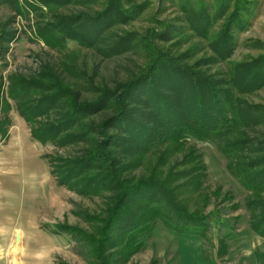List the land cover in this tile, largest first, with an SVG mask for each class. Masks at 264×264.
Listing matches in <instances>:
<instances>
[{"label":"rangeland","instance_id":"1","mask_svg":"<svg viewBox=\"0 0 264 264\" xmlns=\"http://www.w3.org/2000/svg\"><path fill=\"white\" fill-rule=\"evenodd\" d=\"M110 5L96 40L79 43ZM156 52L208 84L199 99L214 88L228 103L221 134L173 140L154 119L136 141L128 120L112 121ZM184 82L186 104L195 90ZM150 86L126 97L131 109L150 107ZM55 94L50 111L22 116ZM53 126L44 141L33 135ZM143 182L193 214L167 215L198 236L146 222L157 189ZM128 184L135 194L115 216ZM0 264H264V0H0Z\"/></svg>","mask_w":264,"mask_h":264},{"label":"trees","instance_id":"2","mask_svg":"<svg viewBox=\"0 0 264 264\" xmlns=\"http://www.w3.org/2000/svg\"><path fill=\"white\" fill-rule=\"evenodd\" d=\"M113 4V3H112ZM113 6H109V12L107 15H102L101 17H96L93 18L92 20H90L87 25L85 26V32L84 35L85 37H79V43H84V39L86 37H90V40H96V34H98L99 32L102 31V28L100 27L101 23H105V22H109L106 20H110L111 14L113 15ZM103 27V26H102ZM68 36V33L66 35H64L63 37H60V39L63 41H65V37L67 40V37L69 38H76V35H72ZM158 52H156V55L154 53V58L155 60L153 61V64L147 69L145 70L144 73H142L140 76L136 77L134 80L130 81V83H128L124 89L122 90V93L119 94L116 98L115 101V105H116V109H115V114L112 117V121H117V122H122V120H125L130 125H133L132 129L130 128V132L132 133V131H134L135 135L133 136L132 134V138L135 139L136 141H139L142 138L148 137L149 135V130H155V127H153L152 129L147 125V124H151V122L156 119L157 121L160 122V124L164 125L167 129L170 130L171 136L173 138V140H178L180 138H182L184 135V133L189 132L193 135H195L196 137L201 136L203 137L205 134L209 135L212 133H216V134H221L219 133L221 128H216L214 123H220L221 119H224L223 121H225V118H227V115L225 113V110L228 106V103L222 99L221 97H219L217 95V91L214 88L211 89H207L205 92V95H203L202 97L200 96V99L197 95V92L199 90H201L200 88L202 87H207L208 84L205 82H202L198 75H196L195 73H193L191 71V69L185 68V67H181V65L167 57H163L166 60V65L165 66V70L167 71V69H172V77L173 79L175 77H178L184 81H187L188 83H193V88L192 90H195V93H190V97L191 100L188 101V103L183 104V101L185 100V93H186V82H176L173 81L170 77H166V72H164V67H162L161 62H163L164 59L159 60V54H157ZM161 57V56H160ZM159 71H162L161 73H159ZM258 72V71H257ZM159 73V74H158ZM158 74V75H157ZM261 73L258 74V76H260ZM197 78V79H196ZM157 79V80H156ZM203 79V78H202ZM172 80V81H171ZM175 80V79H174ZM205 80V79H203ZM259 80V79H258ZM151 85L148 89L149 91V95H150V103H152L151 105H149L150 107H146V109H144V111H139L136 109H131L130 104H128V99L126 100V97L130 98H137L139 97L138 100H141L142 94H141V87L144 86L145 88V84L148 83ZM160 83L161 86H165V88H167V92L169 91V94H165L163 93V88L158 89L157 86H159ZM164 84V85H163ZM205 84V85H204ZM207 85V86H206ZM155 87V88H154ZM153 88V89H152ZM27 90L26 89H21L20 92L21 94H25ZM20 94V96H21ZM209 96L208 99H210L208 101V99L206 98L207 96ZM57 97V95H52L49 97H42V99L36 104L33 105L34 107H32V109H24V110H20L21 114L23 117H25L27 119V121L32 122L33 119L37 116V115H41V112L43 113L45 111L48 112L50 111V109L52 108V106H54V99ZM189 97V99H190ZM205 101H208L206 103V105L204 104ZM145 104H148V101H145ZM200 104V105H199ZM45 106V107H44ZM204 106H209V109L212 108L211 110H208L206 113V108ZM77 108H79L78 105H75L74 107H72L70 109V112L68 114V117L65 118V121H63L64 124H62L65 127H68L73 125L72 123L75 122V120L78 118L76 117L77 115H79V111L81 109V107L77 110ZM199 108V110H197ZM151 109L153 110V112L151 113ZM143 110V109H142ZM189 110H191L189 112ZM212 111V112H211ZM78 113V114H77ZM196 113V114H195ZM139 114H142V116H140L139 120H138V116ZM225 114V115H224ZM81 117V116H80ZM79 117V118H80ZM223 117V118H222ZM227 123L230 122V120H226ZM111 122V119L110 121ZM59 125V126H62ZM209 127V128H208ZM59 127L57 126H53L51 129H45L42 130L41 132H39V134H37L34 130H33V135H35L39 140H46L47 138H49V134L54 133V135L57 133ZM179 134V136H178ZM200 137V138H201ZM146 139V138H145ZM144 139V140H145ZM140 143V142H139ZM154 142L150 143L149 145L153 144ZM99 148V147H98ZM101 148V146H100ZM100 151V150H99ZM103 150L100 151V153H102ZM104 154V153H103ZM105 155H103L101 158L99 157V154L90 157L92 162L94 160H97V162L102 161V158H104ZM100 158V159H99ZM90 160V159H89ZM86 162H82L79 166L73 168V171L76 172L78 169L80 168H84V166H86ZM99 179V177H95L94 180ZM142 184H145L146 186H151V189H154L156 191H154V196L157 198V200H155L153 202V207L151 209H149L148 211H144L148 213V215L150 216L149 219H146L147 221H151V220H161L169 229L176 231L178 233H180L181 235L187 236V237H192V236H198L196 233V230L194 228H192V225H177L175 224L174 221L169 220L171 217H169L170 214L169 211H173L175 212L174 214H183L186 216L187 219H191V221H194L192 219V217L194 216L193 214H190L184 210H182L180 207L176 206L168 196L165 197L166 194L162 195V190H159L158 187L154 184V183H140L138 184V187H141ZM134 185H126L124 187V191L122 193L121 191V195L118 197V202L116 201V206L113 210L114 215H118L119 213H121L122 211H124V205H125V201L128 197H131L132 195H134L135 193H132L131 190L133 188H130ZM135 187V186H134ZM119 186H114V190H120ZM128 190V191H127ZM127 191V192H126ZM175 206H174V205ZM180 208V209H178ZM142 212V211H141ZM181 212V213H180ZM116 213V214H115ZM174 217V216H173ZM172 217V218H173ZM125 218V217H124ZM128 222L130 220V218L128 217V215L126 214V218H125ZM177 219V218H176ZM180 221H185L186 219L184 217H180ZM178 221V219H177ZM134 222V221H133ZM145 222V223H146Z\"/></svg>","mask_w":264,"mask_h":264}]
</instances>
